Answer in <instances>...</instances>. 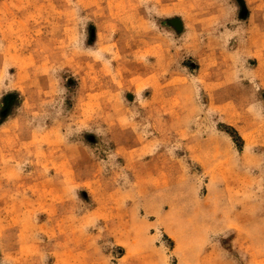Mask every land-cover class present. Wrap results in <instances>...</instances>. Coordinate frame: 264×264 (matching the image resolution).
Segmentation results:
<instances>
[{
  "label": "rangeland",
  "instance_id": "374dc122",
  "mask_svg": "<svg viewBox=\"0 0 264 264\" xmlns=\"http://www.w3.org/2000/svg\"><path fill=\"white\" fill-rule=\"evenodd\" d=\"M242 2L0 0V264H264Z\"/></svg>",
  "mask_w": 264,
  "mask_h": 264
},
{
  "label": "water",
  "instance_id": "95a60500",
  "mask_svg": "<svg viewBox=\"0 0 264 264\" xmlns=\"http://www.w3.org/2000/svg\"><path fill=\"white\" fill-rule=\"evenodd\" d=\"M242 2V0H239ZM170 23L175 25L177 27V29H179L181 27V21L179 19H176V18H173V19H170Z\"/></svg>",
  "mask_w": 264,
  "mask_h": 264
},
{
  "label": "bare ground",
  "instance_id": "6f19581e",
  "mask_svg": "<svg viewBox=\"0 0 264 264\" xmlns=\"http://www.w3.org/2000/svg\"><path fill=\"white\" fill-rule=\"evenodd\" d=\"M225 12V11H224Z\"/></svg>",
  "mask_w": 264,
  "mask_h": 264
}]
</instances>
